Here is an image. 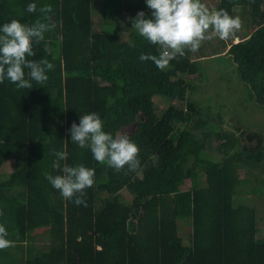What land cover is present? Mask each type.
<instances>
[{
    "label": "trees",
    "instance_id": "1",
    "mask_svg": "<svg viewBox=\"0 0 264 264\" xmlns=\"http://www.w3.org/2000/svg\"><path fill=\"white\" fill-rule=\"evenodd\" d=\"M124 1L0 0V28L13 19L34 24L45 5H51L55 25L43 41L33 42L35 56L27 57L53 63L49 79L31 81L30 89L7 79L0 83V224L8 239L28 244L18 263L264 264V218L257 206L237 202L243 193L264 195V128L238 126L223 116L211 126L217 120L196 100L195 86L207 75V56L186 51L163 70L141 61V54L158 56L160 49L133 29V20L141 11L150 18L153 10L146 0ZM211 1L232 16L240 7L256 24L245 41L226 52L222 40L209 58H230L247 101L264 108V0ZM30 3L37 4L35 13L26 11ZM156 97L180 104L160 114ZM93 112L105 132L126 134L139 146V169L116 171L72 142V124ZM215 150L221 159L204 157ZM57 151L68 153L62 165L95 169L86 207L63 198L45 178L62 174L52 167ZM8 160L12 171L3 174ZM242 170L254 171L253 191H241ZM186 181L190 188H183ZM181 218L192 221L188 243L179 233ZM38 229L51 236L48 250L27 237Z\"/></svg>",
    "mask_w": 264,
    "mask_h": 264
},
{
    "label": "clouds",
    "instance_id": "2",
    "mask_svg": "<svg viewBox=\"0 0 264 264\" xmlns=\"http://www.w3.org/2000/svg\"><path fill=\"white\" fill-rule=\"evenodd\" d=\"M147 6L153 10L150 18L139 12L133 20V29L152 45L159 46V55L141 54V61L151 60L163 70L177 56H184L186 51L198 52L203 44L215 38L228 41L235 38L242 27V19L232 16L227 10L210 9L203 0H146ZM26 11L35 13L37 4L30 3ZM43 14L34 24L22 23L17 19L5 23L0 28V83L5 79L16 85L18 89L32 88L31 81L44 84L46 74L54 69V64L47 59L29 60L35 56L33 42L44 40L45 33L55 25L50 23L51 5L39 8ZM25 69H28L26 79ZM72 142L81 148L89 147L93 158L99 163L120 171L127 166L129 171L140 168L139 146L129 136L117 132L104 131V121L98 113H89L80 117L79 125L73 123L70 129ZM67 143V142H65ZM52 167L62 174L45 173V178L58 190L66 200H74L77 206H87L84 196L86 189L95 182V169L84 165L69 166L61 164L66 161L68 153L57 151ZM9 232L4 224H0V250L14 247V241L8 239Z\"/></svg>",
    "mask_w": 264,
    "mask_h": 264
},
{
    "label": "rangeland",
    "instance_id": "3",
    "mask_svg": "<svg viewBox=\"0 0 264 264\" xmlns=\"http://www.w3.org/2000/svg\"><path fill=\"white\" fill-rule=\"evenodd\" d=\"M125 3L127 0L124 1ZM204 3L210 8L215 9V4L211 0H203ZM98 3H96L97 6ZM99 5V4H98ZM99 8L94 11L95 16V30L100 31L101 29V16L99 15ZM237 16L242 19V26L247 24V29H240L235 38L229 39L227 42V48L225 51L230 50L231 46L246 40V37L252 35L256 30V24L252 23L251 18L247 12L242 11L240 7L236 8ZM99 15V16H98ZM262 20V18H258ZM245 36V37H244ZM244 37V38H243ZM243 38V39H242ZM220 41V42H219ZM219 38H215L212 41L205 42L201 49L192 53L196 57L207 56L205 61L202 63L207 70L208 77L204 76L202 82L196 86L199 95L196 100L200 102L202 108L210 111L214 115L217 122H213L211 126L215 128L218 127L219 118L223 116L225 119H233L232 124H237L238 126L249 127L251 129L257 130L259 128H264V108L256 106L253 102H248L245 98L244 88L240 84L236 75V67L232 64L230 58L222 55L209 58V54L218 51L222 45ZM203 60V59H202ZM167 66L165 69H167ZM205 80V81H204ZM155 103L160 110V114L167 109L172 104L179 105L180 103L174 102L172 99L156 97ZM210 109V110H209ZM233 127V126H232ZM234 128V127H233ZM132 127L129 131H132ZM234 130V129H232ZM234 135L240 136V133L236 130L233 131ZM204 157L213 160L221 159V155L215 151H207ZM14 162L11 160L6 161L3 165V174H9L12 171V166ZM241 180V191L245 192L253 191L256 187L255 184V174L252 170H242L240 172ZM190 181H186L183 188H190ZM114 194L115 191L111 190ZM122 199L126 202L131 200V196L127 191L122 192ZM237 202L248 203L250 205H255L258 208V213L264 218V195L255 194H244L237 197ZM178 228L180 235L184 238L185 242L188 243L189 236L192 233V221L190 218H181L178 220ZM28 239L33 241L35 246L40 250H48L51 245V236L46 229H38L28 233ZM259 237H264V220L261 223ZM28 244L26 242H14V247L4 249L0 264H19L20 259H26Z\"/></svg>",
    "mask_w": 264,
    "mask_h": 264
}]
</instances>
